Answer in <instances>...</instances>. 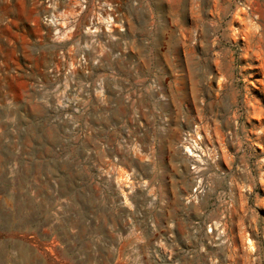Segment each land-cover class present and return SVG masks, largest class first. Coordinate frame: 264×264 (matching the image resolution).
Here are the masks:
<instances>
[{
	"label": "rangeland",
	"instance_id": "374dc122",
	"mask_svg": "<svg viewBox=\"0 0 264 264\" xmlns=\"http://www.w3.org/2000/svg\"><path fill=\"white\" fill-rule=\"evenodd\" d=\"M0 264H264V0H0Z\"/></svg>",
	"mask_w": 264,
	"mask_h": 264
},
{
	"label": "built area",
	"instance_id": "2783aa9c",
	"mask_svg": "<svg viewBox=\"0 0 264 264\" xmlns=\"http://www.w3.org/2000/svg\"><path fill=\"white\" fill-rule=\"evenodd\" d=\"M72 67H76V63L74 61L71 62ZM186 152L189 156L193 158L201 157L203 154V146H202V134L198 129H195L189 135V141L186 145H184Z\"/></svg>",
	"mask_w": 264,
	"mask_h": 264
},
{
	"label": "bare ground",
	"instance_id": "6f19581e",
	"mask_svg": "<svg viewBox=\"0 0 264 264\" xmlns=\"http://www.w3.org/2000/svg\"><path fill=\"white\" fill-rule=\"evenodd\" d=\"M249 242H252L251 240H249ZM251 249L253 248V246H252V244H250V246H249Z\"/></svg>",
	"mask_w": 264,
	"mask_h": 264
}]
</instances>
